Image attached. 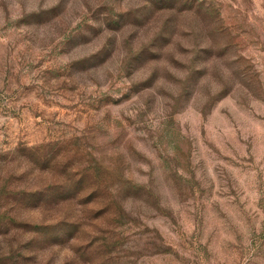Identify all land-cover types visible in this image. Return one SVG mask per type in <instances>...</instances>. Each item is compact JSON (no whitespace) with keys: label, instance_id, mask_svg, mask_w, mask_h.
Listing matches in <instances>:
<instances>
[{"label":"rangeland","instance_id":"rangeland-1","mask_svg":"<svg viewBox=\"0 0 264 264\" xmlns=\"http://www.w3.org/2000/svg\"><path fill=\"white\" fill-rule=\"evenodd\" d=\"M0 264H264V0H0Z\"/></svg>","mask_w":264,"mask_h":264}]
</instances>
